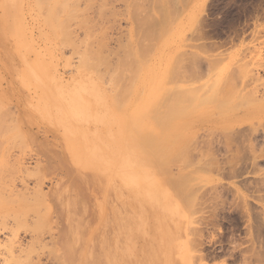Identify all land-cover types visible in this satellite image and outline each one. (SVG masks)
<instances>
[{
  "label": "rangeland",
  "instance_id": "rangeland-1",
  "mask_svg": "<svg viewBox=\"0 0 264 264\" xmlns=\"http://www.w3.org/2000/svg\"><path fill=\"white\" fill-rule=\"evenodd\" d=\"M5 1L0 142L6 145L0 153L9 168L1 179L6 195L32 200L35 215L47 212L40 243L19 230L24 249L39 246L31 255L35 262L264 264V0H171L174 28L191 17L174 53L184 71L179 83L200 87L224 70L232 108L229 128L217 127L218 114L192 129L193 166L187 170L196 171V181L190 210L175 203L161 178L145 177L151 167L130 164L124 153L108 157L107 148L95 144L98 132L111 126L117 137L124 126L106 98L114 94L111 70L134 25L127 2L111 0L100 17L93 0ZM143 2L148 9L143 14L158 9L155 0ZM67 9L74 11L71 18ZM102 42L110 67L98 69L92 53ZM37 65L41 72L34 70ZM34 80L38 86L31 85ZM53 91L69 106H61L62 98L53 101ZM152 115L154 120L157 114ZM112 140L111 146L123 150L120 139ZM4 223L0 219V228ZM9 239L2 229L0 264Z\"/></svg>",
  "mask_w": 264,
  "mask_h": 264
},
{
  "label": "bare ground",
  "instance_id": "bare-ground-1",
  "mask_svg": "<svg viewBox=\"0 0 264 264\" xmlns=\"http://www.w3.org/2000/svg\"><path fill=\"white\" fill-rule=\"evenodd\" d=\"M1 1L4 2L5 0ZM93 1L100 17H102L111 0ZM125 1L128 4L129 13L127 14H130L134 25L132 24L133 27L130 30V41L122 45L123 57L120 56L117 64L111 70V78L115 83L114 94L106 98L107 105L113 106L122 116L124 126L121 133L117 134V137L111 134L110 130L113 132L111 126L105 129L106 132H101L100 134L97 130L98 135L95 138V144L99 141L101 147L107 148L110 153L108 157L111 156L115 159L119 153H124L125 161L130 164L134 162L136 165L140 163L145 167H151L152 171H148L150 175L145 177L149 179L161 178L160 181L169 191L170 197L175 199V203L177 201L178 204H183L184 207L190 210L189 207L193 195L191 183L196 181L194 177L196 171L187 170L190 166H193L190 161V154L193 147H195L192 129L199 127L207 119L218 117V114L222 119L217 127L223 130L229 128L230 124L226 122V117L227 111L232 108L227 99L229 92L226 88V85H228L227 74L224 70H221L214 78L208 80L200 87L184 88L179 83V79L181 80L184 77L181 58L174 56V53H177L176 50L182 47V36L186 28H189L191 17L188 20L189 23L178 22L174 28L170 24L172 15L171 0H155L158 9L154 10V7L153 11L150 9V13H144L145 15L143 12L148 9H145L146 5L144 6V4L146 2L144 3L143 1L146 0ZM73 13L74 11L67 9L68 18H71ZM96 27L97 24L95 23ZM165 36L167 39H164L163 45H160L161 47L157 46L158 42ZM140 39L141 44L138 48L137 41ZM165 44L167 47L163 48ZM104 46L103 42L100 43L99 47L92 53L96 57L98 69L102 65L106 68L110 67L109 59L104 53ZM169 46H176L175 50L172 51ZM91 56L93 59L94 56ZM104 66L103 68H105ZM15 68L17 73L19 69L18 67ZM40 69L42 70L41 66L37 65L34 67L36 72H41ZM18 76H20V72ZM33 76L41 78L37 74H33ZM32 83L38 86L39 81L34 80L31 81V85H33ZM59 98H62V96ZM59 98L55 92L54 96L51 92L53 101L59 103ZM62 101L64 104H61V106H69L64 98H62ZM0 102L4 106L6 105L1 100ZM89 103H91L90 100ZM152 113L157 114V119H152L154 117L153 115L151 117ZM0 120L2 119L0 118ZM98 122L100 121L96 119L95 125ZM101 124L104 125L103 123ZM2 129L3 127L0 128V130ZM113 138L114 140H121L120 147L123 150H117L116 147L111 146V144L113 145ZM102 139L106 141L104 142ZM0 141L2 140L0 139ZM5 145V142H0V152L5 149ZM77 159L81 161L83 156H78ZM5 161L4 156L0 153V219L5 222L2 224L0 231L2 229L7 230L11 236V239L5 245V254L8 259L2 258L3 260H1L4 264H10V262L13 264H37L39 258L35 262L31 255L36 252L39 246L37 249H35L37 245H33L34 247L28 246L29 249H24L19 237V230H24L26 233L30 232L31 236L34 235L32 239H35L36 243L37 240L39 242L41 240V231L46 225L47 212H44V215L42 213L35 215L38 214L34 213L37 211L36 206L38 207V205H33L32 203L34 202L32 200L30 202L25 197L14 198L13 195H6V188L5 185L3 186L1 179L2 173L8 167ZM90 165H92L91 162L86 164V167L88 168ZM40 166L37 167L39 168ZM86 167L84 170H86ZM76 168L78 169L77 166ZM134 169L136 170V168ZM38 171L42 172L37 169ZM40 174L42 175L43 173ZM41 194L42 192H40ZM31 213L36 216L32 222H30L33 219L30 218L32 216ZM9 219L14 222H8ZM52 244L50 247L54 246L53 242ZM54 250L56 248L52 250L56 255ZM57 264H60L59 261H57Z\"/></svg>",
  "mask_w": 264,
  "mask_h": 264
}]
</instances>
